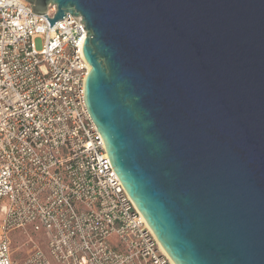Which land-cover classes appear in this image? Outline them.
<instances>
[{"label": "water", "instance_id": "95a60500", "mask_svg": "<svg viewBox=\"0 0 264 264\" xmlns=\"http://www.w3.org/2000/svg\"><path fill=\"white\" fill-rule=\"evenodd\" d=\"M82 15L88 111L176 264H264V0H27Z\"/></svg>", "mask_w": 264, "mask_h": 264}, {"label": "built area", "instance_id": "2783aa9c", "mask_svg": "<svg viewBox=\"0 0 264 264\" xmlns=\"http://www.w3.org/2000/svg\"><path fill=\"white\" fill-rule=\"evenodd\" d=\"M56 10L0 0V264H26L12 254L21 232L54 264H175L86 106V23L67 13L50 26Z\"/></svg>", "mask_w": 264, "mask_h": 264}, {"label": "flooded vegetation", "instance_id": "af4514ba", "mask_svg": "<svg viewBox=\"0 0 264 264\" xmlns=\"http://www.w3.org/2000/svg\"><path fill=\"white\" fill-rule=\"evenodd\" d=\"M20 251L26 255L22 263L26 264H54L48 252L46 242L42 239L30 238L29 241L22 242Z\"/></svg>", "mask_w": 264, "mask_h": 264}, {"label": "rangeland", "instance_id": "374dc122", "mask_svg": "<svg viewBox=\"0 0 264 264\" xmlns=\"http://www.w3.org/2000/svg\"><path fill=\"white\" fill-rule=\"evenodd\" d=\"M36 46L38 49H42L43 47V38L42 37H37L35 40ZM31 238V236L29 237V235L24 234L23 232H21L20 234H16L13 236L12 240V254H13V258L16 260H22V258H24L26 255L24 254V252L20 251V245L22 242H26L29 241ZM34 238H37V236H35ZM40 239V238H39Z\"/></svg>", "mask_w": 264, "mask_h": 264}, {"label": "bare ground", "instance_id": "6f19581e", "mask_svg": "<svg viewBox=\"0 0 264 264\" xmlns=\"http://www.w3.org/2000/svg\"><path fill=\"white\" fill-rule=\"evenodd\" d=\"M90 68H91V66H90ZM161 243V242H160ZM162 245V244H161ZM163 247V246H162ZM164 248V247H163ZM164 250H165V248H164ZM166 251V250H165ZM173 260V259H172ZM174 261V260H173ZM174 263H175V261H174ZM176 264V263H175Z\"/></svg>", "mask_w": 264, "mask_h": 264}]
</instances>
